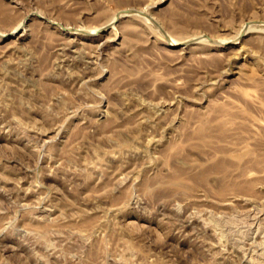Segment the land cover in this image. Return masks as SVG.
I'll list each match as a JSON object with an SVG mask.
<instances>
[{
    "label": "rangeland",
    "instance_id": "374dc122",
    "mask_svg": "<svg viewBox=\"0 0 264 264\" xmlns=\"http://www.w3.org/2000/svg\"><path fill=\"white\" fill-rule=\"evenodd\" d=\"M0 264H264V0H0Z\"/></svg>",
    "mask_w": 264,
    "mask_h": 264
},
{
    "label": "bare ground",
    "instance_id": "6f19581e",
    "mask_svg": "<svg viewBox=\"0 0 264 264\" xmlns=\"http://www.w3.org/2000/svg\"><path fill=\"white\" fill-rule=\"evenodd\" d=\"M124 14V13H123ZM120 16V15H119ZM124 16V15H123ZM121 17H122V13H121ZM113 21H111V22H109L108 24H105V25H102L101 27H98V28H96L95 29V32H96V30H99L100 28H104V27H106L107 25H109L110 23H112ZM20 27V25L19 26H17L12 32H15V30H17L18 28ZM71 29V28H70ZM78 30V29H77ZM175 43H177V41H172V44H175Z\"/></svg>",
    "mask_w": 264,
    "mask_h": 264
}]
</instances>
